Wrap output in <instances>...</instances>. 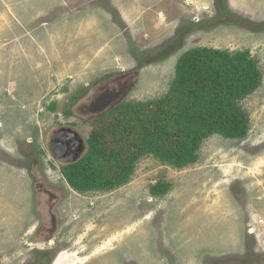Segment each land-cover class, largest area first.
Instances as JSON below:
<instances>
[{
	"label": "rangeland",
	"instance_id": "obj_1",
	"mask_svg": "<svg viewBox=\"0 0 264 264\" xmlns=\"http://www.w3.org/2000/svg\"><path fill=\"white\" fill-rule=\"evenodd\" d=\"M193 49L255 61L261 84L236 105L245 138L212 135L184 168L146 155L112 191H73L50 132L86 139L112 106L162 99ZM0 264H264V0H0Z\"/></svg>",
	"mask_w": 264,
	"mask_h": 264
},
{
	"label": "trees",
	"instance_id": "obj_2",
	"mask_svg": "<svg viewBox=\"0 0 264 264\" xmlns=\"http://www.w3.org/2000/svg\"><path fill=\"white\" fill-rule=\"evenodd\" d=\"M178 42L157 52L153 60L167 59ZM260 84L261 73L247 52L187 51L179 57L162 99L117 104L91 121L87 151L61 169L63 178L77 193L107 192L126 184L135 163L146 155L175 168L192 165L208 137L245 138L248 121L236 105ZM151 193L163 189L154 186Z\"/></svg>",
	"mask_w": 264,
	"mask_h": 264
},
{
	"label": "flooded vegetation",
	"instance_id": "obj_3",
	"mask_svg": "<svg viewBox=\"0 0 264 264\" xmlns=\"http://www.w3.org/2000/svg\"><path fill=\"white\" fill-rule=\"evenodd\" d=\"M113 81L117 82V80H113ZM106 85H104V87ZM104 91H106V90H104ZM67 112H68V114H67ZM64 114L67 117V116L71 115V112L69 110L64 111ZM83 117L89 118L88 120L95 117L90 112V105L86 106L85 111L83 113ZM57 132H59V133L57 134ZM86 139L82 134H79L74 129L69 128V126H66L65 128H63V127L57 128L56 131L53 130L52 132H50V138H49V142H48V150H49L48 152L51 156L52 161L59 164L61 169L64 166L72 165V164L78 162L85 155ZM51 145H53L55 150L61 154L60 159H55L53 157L51 150H50ZM64 160L67 163H65ZM38 184H39V182L35 183V185L33 187L34 191L40 189L41 186H37ZM43 192L45 194H49V192L45 188L43 189ZM35 194H37V192H35ZM52 210H53V206L48 211L49 216L53 215L51 213ZM51 219H52V217H51ZM36 234L40 237L41 235L45 236L48 233L45 234L44 231L42 230V228L40 227V228L36 229Z\"/></svg>",
	"mask_w": 264,
	"mask_h": 264
},
{
	"label": "water",
	"instance_id": "obj_4",
	"mask_svg": "<svg viewBox=\"0 0 264 264\" xmlns=\"http://www.w3.org/2000/svg\"><path fill=\"white\" fill-rule=\"evenodd\" d=\"M58 133H59V132H57V134H58ZM85 149H86V151H87V145H86V144H85ZM50 150H51V153H52V155H53V157H54L55 159H60L61 154H60L58 151L55 150V148H54L53 145H51ZM85 153H86V152H85ZM64 162H65V160H64ZM65 163H67V162H65ZM51 222H52V224L54 223V216H53V215H52Z\"/></svg>",
	"mask_w": 264,
	"mask_h": 264
}]
</instances>
